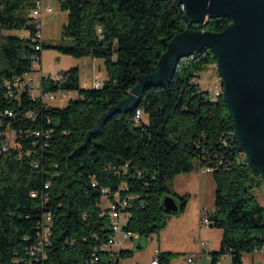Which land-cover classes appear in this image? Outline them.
Masks as SVG:
<instances>
[{
	"label": "trees",
	"instance_id": "obj_1",
	"mask_svg": "<svg viewBox=\"0 0 264 264\" xmlns=\"http://www.w3.org/2000/svg\"><path fill=\"white\" fill-rule=\"evenodd\" d=\"M34 1L0 0V32L31 29ZM58 1L68 13L63 37L72 43L45 42L43 49L103 59L107 79L100 88L83 87L74 66L59 72L61 80L42 77L46 90L78 92L66 106L45 105L26 93L17 98L7 84L29 69L37 51L27 37L0 34L1 130L17 133L16 145L0 153V264H87L93 249L112 234L109 211L101 207L102 187L131 197L125 230L149 237L166 225L164 196L177 198L179 212L187 205L188 196L175 192V178L204 165L214 168L212 225L223 229L220 251L210 252L211 264L225 252L231 264H243V256L263 244L264 205L257 191L264 180L245 162L223 96L212 101L208 91L191 82L195 72L200 78V72L216 65L211 48L182 59L170 86L147 88L132 109L112 113L93 131L141 74L157 70L175 35L187 28L218 32L231 18L188 22L181 0ZM138 108L147 122L135 120ZM7 109L13 117L3 115ZM31 110L38 112L35 119L27 117ZM36 130L51 131V137H37ZM45 212L53 217L48 258L32 263L28 249ZM118 253L122 259L131 251ZM170 258L171 252L158 254L159 264H170ZM98 264H112L110 252L101 251Z\"/></svg>",
	"mask_w": 264,
	"mask_h": 264
},
{
	"label": "water",
	"instance_id": "obj_2",
	"mask_svg": "<svg viewBox=\"0 0 264 264\" xmlns=\"http://www.w3.org/2000/svg\"><path fill=\"white\" fill-rule=\"evenodd\" d=\"M188 22L229 16L221 31L187 28L175 35L158 61L155 72L141 74L128 96L104 113L93 131L114 112L132 109L151 86L168 87L179 62L206 47L216 56L223 100L232 113L235 140L245 162L264 180V0H181ZM162 205L178 213L180 203L164 196ZM137 248H142L138 244Z\"/></svg>",
	"mask_w": 264,
	"mask_h": 264
},
{
	"label": "rangeland",
	"instance_id": "obj_3",
	"mask_svg": "<svg viewBox=\"0 0 264 264\" xmlns=\"http://www.w3.org/2000/svg\"><path fill=\"white\" fill-rule=\"evenodd\" d=\"M49 5L54 12L46 16L42 22V32L48 44H71L72 41L63 37V27L67 23L68 13L60 7L58 0H51ZM17 35L26 37L25 30H2L0 34ZM1 41V40H0ZM1 55V53H0ZM42 73L55 77L60 71L77 66L79 68L80 83L84 80L91 81L99 79L101 85L107 79V71L103 59L92 57H74L62 53L54 48H45L42 51ZM1 57V56H0ZM40 69V65L37 67ZM40 78V75H37ZM221 78L216 70L208 66L200 72L199 87L214 93L215 86L221 85ZM71 98H78V92L69 91L67 98L51 101L55 107H64ZM144 122L148 121L147 114L142 117ZM199 168L195 166L194 171L180 174L176 178V192L180 196H188L184 211L179 213H165L166 225L159 231L152 233L149 237L132 238L122 243L119 247L131 251L130 255L122 257V264H151L155 257V250L160 252H171L170 264H188L187 258L194 254L198 264H211V255L203 250L200 253V241H205L211 251H220L223 237V229L219 226H205L201 224L200 210L203 208L215 209L216 183L212 171L200 174ZM261 204L264 205V187L257 191ZM108 200L102 198L101 207L106 208ZM202 208V209H201ZM138 244L142 248H137ZM221 264H231V254L222 253L219 257ZM243 264H264V255L261 253L245 254Z\"/></svg>",
	"mask_w": 264,
	"mask_h": 264
},
{
	"label": "built area",
	"instance_id": "obj_4",
	"mask_svg": "<svg viewBox=\"0 0 264 264\" xmlns=\"http://www.w3.org/2000/svg\"><path fill=\"white\" fill-rule=\"evenodd\" d=\"M50 1L51 0H35L33 8L29 13L30 18H32L33 20V27L31 29L25 30L26 37L29 38L31 42H33V47L37 52L43 51V46L46 42L42 32V20L46 16L54 12L52 6L49 5ZM37 52L31 57V65L29 69L22 76L16 77L13 82H8L7 88H14V91L17 94V98L26 93L33 101H39L40 103L45 105H52L51 101L56 100L58 98L65 99L67 98L69 92L65 90L49 91L45 89L42 82V77L52 76L44 75L42 73L41 66L40 69H37V67L41 64V55ZM210 67L216 70L215 64H211ZM37 75H40V78L37 77ZM52 78L58 81L62 79V76L58 74L57 76ZM191 82L193 84L199 83V73L195 72V76L192 78ZM82 86L86 88H100L102 85L99 79H93L91 81L84 80ZM222 93L223 88H219V84H217L215 86L214 93L210 96V99L212 101H215L222 95ZM10 95L12 96V94ZM3 115L13 117L14 113L12 110L7 109L5 110ZM37 116L38 112L35 110H31L27 113V117L31 119H35ZM142 117L143 109L138 108L136 110L135 120L140 121ZM16 135L17 133L9 127H7L5 131H2L0 124V153L5 152L10 147H14L16 145ZM35 136H42L43 138L48 139L51 137V131L43 132L40 130H36ZM242 154L244 155V153ZM200 170L202 172H213L214 168L209 165H204L200 166ZM91 184L93 187H98V179L96 177H92ZM48 186L49 185L47 184L46 188ZM101 191L103 194L102 198L106 197L108 200V206L104 209H108L109 211V216L111 219L110 229L112 230V234L108 237L106 243H104L100 247H95L93 249L86 262L87 264H98L100 262V252L108 251L111 254L112 264H117V261L118 264H122V259H119L118 257V252L120 249H122L119 246L125 241H128L132 238H140L138 234L125 230V225L130 218V215L126 211V209L129 207V201L131 197H121L119 192L113 193L109 188L106 187H102ZM32 196H37V193L33 192ZM213 213L214 209L203 208L200 214L201 224L205 226H211L213 223L211 219ZM36 229L37 232L33 239V243L28 249V256L32 263H42L48 258V246H50L51 244V234L53 229V217L51 212H45L42 215L41 220L37 223ZM204 243L205 241H200L201 250H205L210 253L211 249L207 245L204 246ZM155 252L156 254L155 257L152 259L151 264H159L158 254L160 250L156 249ZM251 253H253V255L255 253H261L264 255V240L262 246L260 248L255 249ZM187 262L188 264H198L195 260L194 254H190L188 256ZM218 264H221L220 261L218 262Z\"/></svg>",
	"mask_w": 264,
	"mask_h": 264
},
{
	"label": "crops",
	"instance_id": "obj_5",
	"mask_svg": "<svg viewBox=\"0 0 264 264\" xmlns=\"http://www.w3.org/2000/svg\"><path fill=\"white\" fill-rule=\"evenodd\" d=\"M40 66H41V68H42V56H41V64H40ZM199 172H200V174H203V173H205V172H202L201 170H200V168H199ZM176 179L177 178H175V181H174V187H175V192H176ZM177 193V192H176ZM202 209V208H201ZM200 214H201V210H200ZM201 247H200V253H201Z\"/></svg>",
	"mask_w": 264,
	"mask_h": 264
},
{
	"label": "bare ground",
	"instance_id": "obj_6",
	"mask_svg": "<svg viewBox=\"0 0 264 264\" xmlns=\"http://www.w3.org/2000/svg\"><path fill=\"white\" fill-rule=\"evenodd\" d=\"M216 68H217V66H216ZM219 88H223L222 82H221V85H219ZM234 136H235V135H234Z\"/></svg>",
	"mask_w": 264,
	"mask_h": 264
}]
</instances>
